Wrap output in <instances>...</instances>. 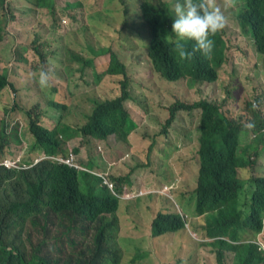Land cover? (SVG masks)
Masks as SVG:
<instances>
[{"label":"trees","instance_id":"16d2710c","mask_svg":"<svg viewBox=\"0 0 264 264\" xmlns=\"http://www.w3.org/2000/svg\"><path fill=\"white\" fill-rule=\"evenodd\" d=\"M28 1L37 8L52 10L55 7L52 0ZM223 1L225 25L236 22L241 33L252 36L251 44L257 56H264V0ZM213 2L218 5L216 0ZM172 5L173 0H170L157 10L152 0H138L135 12L125 5L118 32L134 40L136 46L144 47L152 66L150 80L159 82L161 77L174 83L186 79L195 96L203 83H213L219 78L218 68L225 47L220 39L221 30L210 37L216 42L217 53L211 62L204 61L199 51L190 58L182 56V52L192 50V42L186 43L184 48L173 42L170 32ZM0 9L8 14H13L15 9L21 10L23 15L29 12L27 6L19 7L16 0H0ZM58 40L53 38L51 43L57 49L65 47L66 42ZM128 43L127 39L122 40L121 49L125 50ZM97 55H109V65L104 72L121 71L123 97L95 107L83 131L90 134L88 142L98 144L100 154L97 160L88 157L79 172L69 167L55 171L54 166L48 169L39 165L31 170L36 173L32 174L26 168L7 164L9 160H16L12 145L23 144V134L21 126L8 123L11 120L8 110L0 118V158L8 155L0 160V264H47L38 253L25 259L23 254H15L12 250H19L20 240L31 243L33 238H39L37 243L48 242L47 236L54 231L66 238L77 236L83 230L77 228L80 221L87 222L95 230L92 246L85 251L119 262L120 257L112 253L109 241L120 226L139 225L136 219L120 215L121 207L134 199L125 197L117 184L113 187L107 182L104 174L111 163L99 160L105 154L103 150L113 148L107 137L109 133L114 132L112 135L118 140L126 138L129 142L133 132H123L129 115L122 100L131 98L127 66L110 46L100 48ZM88 59L93 65V60ZM9 87L15 89L14 84ZM2 90L0 88V101ZM240 91L242 106L231 108L228 105L229 111L239 114L238 118L228 116L217 102L206 98L197 100L203 108L201 169L197 186L192 191L196 197L195 209L191 207L185 212L198 216V220L188 224L184 211L179 212L176 207L169 209L172 204L149 221L152 237L187 232V235H179L182 240L175 245L165 264H264V250L256 241L264 236V104L259 94L253 98L250 92ZM231 99H236L233 91L221 98L228 104ZM174 100L166 121L174 118L178 105L183 102L180 96ZM38 107L25 110L29 120ZM249 120L255 124L252 129L243 126ZM31 128L39 145L50 148L60 143L56 133L36 125ZM246 136L252 139L249 144L243 141ZM145 141L143 139V145ZM148 147L149 152L152 151L154 142ZM41 169L44 172L38 175ZM184 206L187 209L185 203ZM234 215L239 219L235 220ZM72 243L78 244L75 239L70 240Z\"/></svg>","mask_w":264,"mask_h":264},{"label":"rangeland","instance_id":"374dc122","mask_svg":"<svg viewBox=\"0 0 264 264\" xmlns=\"http://www.w3.org/2000/svg\"><path fill=\"white\" fill-rule=\"evenodd\" d=\"M52 1L55 7L50 10L37 8L28 0H16L19 7L29 8L26 15H23L19 9H15L13 14L0 9V70H6L10 75V82L15 84V89L7 87L3 90L0 118L8 110L11 118L8 123L18 124L22 128L23 136H30L27 127L29 119L25 110L35 106L42 107L47 102L45 89L36 86V76L32 74L45 67L44 58L50 57L51 62L47 65L56 68L57 61H61L70 79L68 86L66 82H63V86L53 82L47 88L48 97L67 104V108L51 110L50 114L55 115L56 120L72 126H80L85 122L86 114L92 109L93 99L114 97L120 92L123 75H106L101 79L97 78V74L106 70L109 65V55L98 56V50L110 46L117 51L127 66L131 91V98L126 105L132 115L129 116L123 132H134L131 134V147L128 146L126 138L115 141L112 137L109 141L113 148L103 150L105 154L99 160L116 164L122 159L123 171L116 172L112 176L131 173L130 191L143 190L147 194L121 207L120 215H128L136 219L139 225L129 228L120 226L109 241V247L112 253H118L120 257L118 264H165L172 256L175 245L182 240L179 235H187V232L152 237L149 221L157 211L165 210L172 204L169 209L175 207L184 209V203L188 210L191 207L195 209L196 197L192 191L197 186L198 177L195 130L199 111L180 112L174 125L168 127L166 120L169 107L177 96H180L182 101L211 96L222 105L229 116L237 118L239 114L234 110L229 111L228 105L231 108L242 106L241 89L250 92L251 96L254 95L253 98L259 94L258 97L264 104V56H257L250 35L241 33L236 22H228L221 30L220 36L225 46L224 50L227 49V60L220 70L219 78L210 87L202 84L198 94L193 96L186 79L174 83L165 79L164 81L161 77L159 82L150 80L148 76L152 66L144 47L136 46L134 40L118 32L123 20L124 6H129L130 11L135 12L138 6L137 0ZM160 1L170 2V0ZM216 1L220 8L225 6L223 0ZM63 18H68L71 22L69 29L61 28ZM53 38H59V43L60 39H63L66 42L65 47L61 46L57 49V46L51 43ZM124 39L129 41L125 50L120 47ZM72 53L86 59L91 58L93 65L87 67L82 74L72 72L74 68L82 65L71 59ZM17 59L22 61L18 62ZM57 73L60 74L59 71ZM228 91H233L236 96L235 101L231 99L229 104L221 100ZM46 108L49 109L47 105ZM42 119L46 125L53 123L51 117ZM187 125L191 135L185 148L182 138L173 139L170 133L167 136L163 135L165 130L172 128L182 132ZM143 139H146L144 145ZM151 142H154V148L149 152L148 144ZM29 143L30 141L21 145H12L13 155L25 154L29 160L26 166L31 156L35 155L28 152ZM77 146H82L81 138L73 139L69 148L74 149ZM81 152L78 158L80 163L86 162L92 152L95 155L100 154L96 143L82 147ZM148 153H150L149 157ZM4 157L8 155L2 156L0 160ZM112 182L117 184V178ZM172 197L177 198L173 201ZM53 219L58 224V220L54 217ZM77 228L83 230L74 237H62L56 231L47 236L49 244H52L50 256L58 257L61 254L62 258L67 260L88 255L85 250L88 246H92L95 230L84 221H80ZM262 237L264 239V236ZM71 239L78 242L77 247L70 245ZM33 240L37 243L40 239L33 238ZM56 242L58 244L54 245ZM231 257L232 254L229 255V258Z\"/></svg>","mask_w":264,"mask_h":264},{"label":"clouds","instance_id":"9594fccd","mask_svg":"<svg viewBox=\"0 0 264 264\" xmlns=\"http://www.w3.org/2000/svg\"><path fill=\"white\" fill-rule=\"evenodd\" d=\"M152 3L156 7L157 10H160L165 2H162L160 0H152ZM171 12H172V15H171L172 24H171L170 32L173 34L172 39H173V42L175 43V45L179 48H184L186 43L192 42V50L190 52H188V51L182 52V56H184L186 58H190L197 51H199L202 54V57H204V61L211 62L216 57L217 53L215 51L216 42H213V40L210 37L212 35L216 34L218 31L222 30L225 27V23H226V17L224 15V12L222 11V9L218 5H216L213 2V0H173ZM61 26L63 29H69V27L71 26V22L69 21L68 18H63L61 20ZM251 38H252V36H251ZM252 40H253V38H252ZM226 52H227V49L223 50V61L220 65V67L218 68V72H220V70L222 69L223 65L225 64V62L227 60V53ZM71 59L73 61L78 62V63H82V65L80 67L74 68L72 70V72H79L82 74L87 67L92 66L89 59L83 58L76 53H72ZM17 61L20 62L22 60L17 59ZM24 61H26V60H24ZM50 62H51L50 57L44 58V63L46 64V66L39 69V70H36V72H34V74H32V76H36V83L39 84V85L36 84V86H38L39 88L40 87L46 88L49 86L50 83L52 84L53 82H56V84L58 86H63L64 85L63 82H66V86H68L70 79H69V75H67L65 73V66L63 65V63L61 61H57V66H56V68H54V67H52V65H47ZM57 71H59V73H60L59 75H58ZM0 72H7V71L6 70H0ZM106 75H121V71L115 72V73L103 71V72L97 74V78L101 79ZM65 76H66V79H65ZM17 78H19V75H17ZM11 84H14V83L10 82L9 85H6L3 87V90L6 89L7 87H9ZM203 84L207 85L208 87H210L212 85V83H208V82H205ZM76 88H77V86H76ZM122 97H123V86H122V83L120 82V92L116 96L110 97V98H104V99L95 98L92 100V109L88 114H86L85 122H83L80 126H72V125L68 124V128L70 129L68 132V135H69V142H68V153H69L68 164L69 165H68V167L69 168H72V169L76 170L77 172H79L80 170L83 169V166H82L83 163L78 162V158L82 153L81 152L82 147L90 144V142H88V138H89L90 134L84 133L83 128L89 122L90 116L93 114L95 107H97V105L99 103H104L106 101H111V100H115V99L122 98ZM204 98H206V97H204ZM206 99L213 101V102H217V101L213 100L211 98V96L209 98H206ZM128 100L129 99L123 98L122 104H123L124 109L128 113V115L130 116L132 114L126 105V102ZM46 105L49 109L46 108ZM41 108L43 110H41ZM64 108H67V104L62 103V102H58V101L54 100L53 98H50L49 100H47V102H45L44 106L38 107L37 110L42 111V118L51 117L53 119L52 124L46 125L43 123V119L41 118L40 127H42L47 132L56 133V136H57V133L59 132V128L62 124H64V122L56 120L55 115H51L50 111L51 110L57 111L59 109H64ZM222 109H223V107H222ZM194 110L199 111V120H198V123L196 126L195 134L197 135L196 136V141H197L196 156H197V161H198L197 170H198V176H200V169H201V156H200L201 128L200 127H201V119L203 117L202 106L198 105L197 100L180 102V104L178 105V107L176 109L174 118L170 121H166V126H168V127L173 126L174 123L176 122L180 112H182V111L192 112ZM169 115H170V112L168 114V117H169ZM243 126L246 129H252L255 127V124L253 121L249 120V121L245 122ZM185 127H187V128H185L182 132L176 131L175 128H172L170 130L167 129V130H165L163 135L167 136V134L170 133V135L173 137V139L179 140L180 138H182L183 146L185 148V146H187L189 143V136L191 135V130H190L189 126L187 125ZM29 133L31 135L35 136V133L32 131L31 127H29ZM113 133L114 132L109 133L107 135V137H109L108 140H110L112 137H114L115 141L118 140L114 135H112ZM131 134L129 136V142H128L129 147H131ZM75 138H81L82 146H77L74 149H70L69 148L70 142ZM243 141L245 143L249 144L250 142H252V139L246 136ZM40 149H42V148L38 143L30 141L29 146H28V152L35 154ZM88 149H90V148H88ZM179 151H181V150H179ZM79 152H80V154L78 155ZM88 157H90L94 160L98 159V155H95L93 152L91 153V155H88ZM174 157H175V155H174ZM7 164L14 165V164H16V160H9V161H7ZM39 165L40 164L37 161L31 159L27 167L31 171L33 168H36ZM122 167H123L122 159L118 160V162L115 164V166L112 164H110L108 166L107 171L104 174V176H105V179L107 180V182L111 186L115 187V184H113V182H112L113 181L111 178L112 175L116 172H122L123 171ZM195 176H196V173H195ZM115 178H117V180H118L117 185L120 187V189H122L121 193L125 197L132 198V199H138L139 197H142L144 194H147V192H145L143 190H141L139 192L130 191L129 184H130V180L132 178L131 173L119 174V176H115ZM177 210L179 212H183V211L185 212V210H188V209H178L177 208ZM158 212L159 211H157L156 214ZM156 214L153 216V218L156 216ZM185 214L187 216L188 224L191 221L194 222V221L198 220V216H195L194 214H187L186 212H185ZM153 218H152V220H153ZM194 218H196V219H194ZM234 219L237 220V219H239V217H237V215H234ZM150 232H151V224H150ZM262 233H264V229H263ZM262 233H260V234H262ZM256 241L260 246L259 248L264 250L263 239H257ZM54 245H57V244L54 243ZM70 245H72L73 247L78 246V244H75V243H72ZM51 246H52V244H49V242H45V241H42L40 243H34L33 241L31 243H26V242L20 240V246L18 247L19 250L14 249L12 251L15 254H19V253L23 254L25 259H29L30 256L34 253H38V254H40V256L44 260H46L47 264H118L119 263L116 260H114L110 257H107V256L98 257V256L90 255V254H88L87 256L82 257V258H76V259L69 258V259L65 260L62 258L61 254H59L58 257L50 256ZM58 250H59V253H61L60 247L58 248Z\"/></svg>","mask_w":264,"mask_h":264},{"label":"crops","instance_id":"0c3cea01","mask_svg":"<svg viewBox=\"0 0 264 264\" xmlns=\"http://www.w3.org/2000/svg\"><path fill=\"white\" fill-rule=\"evenodd\" d=\"M10 75L7 72H0V78L2 79V85L1 89H3L4 86L10 84ZM39 85L38 83H36ZM15 85V84H14ZM51 86V83L48 87ZM45 89L44 95L47 100L50 99L47 95V88ZM41 118H42V111L41 110H35L30 117L29 123L27 125L28 129L32 125L40 126L41 125ZM23 142H36L39 143V140L37 136H33L30 134L29 137L22 136ZM57 138L60 141V143L54 147L46 148L44 144H40L41 148L39 151L35 153L34 156H31V159L37 161L40 165L45 166L48 169H51L52 166L55 167V171H60L62 169H65L68 167V159H69V153H68V142H69V135H68V123L64 122L59 128V132L57 133ZM80 152L78 153V155ZM29 160L26 158L25 154H18L16 156V164L14 166L16 168H26L30 173L36 174L34 172H31L28 167L26 166V163ZM44 172V169H41V171L38 173V175H42Z\"/></svg>","mask_w":264,"mask_h":264}]
</instances>
